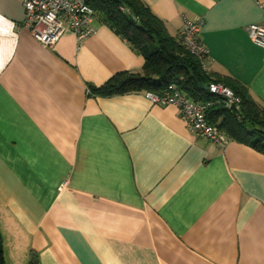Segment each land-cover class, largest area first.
<instances>
[{"label": "crops", "instance_id": "obj_1", "mask_svg": "<svg viewBox=\"0 0 264 264\" xmlns=\"http://www.w3.org/2000/svg\"><path fill=\"white\" fill-rule=\"evenodd\" d=\"M0 0V235L6 264H264V153L191 133L145 92L100 96L144 57L107 24L51 46ZM178 38L202 24L206 73L264 106V0H143Z\"/></svg>", "mask_w": 264, "mask_h": 264}, {"label": "trees", "instance_id": "obj_2", "mask_svg": "<svg viewBox=\"0 0 264 264\" xmlns=\"http://www.w3.org/2000/svg\"><path fill=\"white\" fill-rule=\"evenodd\" d=\"M94 17L107 24L132 49L141 53L144 64L141 72L121 71L100 86L88 85L90 93L100 96L128 92L159 93L168 84H175L185 95L197 100H211L201 84L212 79L199 61L182 45L179 38L167 33L165 23L143 0H87ZM122 8V9H120ZM222 82L241 98V108L235 112L213 99L206 118L228 139L246 144L264 153V106L255 103L244 89L226 80ZM0 264H6L0 235ZM28 264H38L34 254Z\"/></svg>", "mask_w": 264, "mask_h": 264}, {"label": "built area", "instance_id": "obj_3", "mask_svg": "<svg viewBox=\"0 0 264 264\" xmlns=\"http://www.w3.org/2000/svg\"><path fill=\"white\" fill-rule=\"evenodd\" d=\"M264 16V4H260ZM24 20L34 39L45 46L53 45L66 31H71L78 43L95 32L93 10L87 0H24ZM122 9V8H120ZM202 21L182 17L178 38L185 49L194 56L206 71L208 49L198 37ZM248 37L254 45L264 50V23H250L246 27ZM207 92L211 100L197 101L183 93L175 84H168L159 93L145 92L153 104L174 105L178 109L188 130L217 146L227 143V136L206 118L213 99L221 101L225 108L239 111L241 98L222 82L210 81Z\"/></svg>", "mask_w": 264, "mask_h": 264}, {"label": "water", "instance_id": "obj_4", "mask_svg": "<svg viewBox=\"0 0 264 264\" xmlns=\"http://www.w3.org/2000/svg\"><path fill=\"white\" fill-rule=\"evenodd\" d=\"M201 86H202L203 89L207 90V85L201 84Z\"/></svg>", "mask_w": 264, "mask_h": 264}]
</instances>
